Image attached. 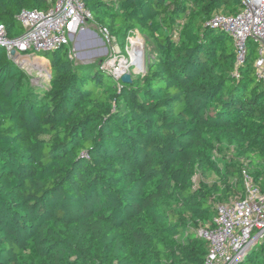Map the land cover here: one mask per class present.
Wrapping results in <instances>:
<instances>
[{
    "label": "trees",
    "instance_id": "trees-1",
    "mask_svg": "<svg viewBox=\"0 0 264 264\" xmlns=\"http://www.w3.org/2000/svg\"><path fill=\"white\" fill-rule=\"evenodd\" d=\"M83 1L120 50L147 39L145 72L122 84L66 45L34 52L50 76L32 87L0 46V264H204L197 232L242 195V169L264 185L256 44L236 78L233 39L210 25L241 2ZM53 3L0 0V26L18 37L22 10ZM238 264H264V239Z\"/></svg>",
    "mask_w": 264,
    "mask_h": 264
},
{
    "label": "built area",
    "instance_id": "built-area-1",
    "mask_svg": "<svg viewBox=\"0 0 264 264\" xmlns=\"http://www.w3.org/2000/svg\"><path fill=\"white\" fill-rule=\"evenodd\" d=\"M237 15L217 14L210 25L228 33L236 49L234 76L239 78V69L244 65L249 40L256 44L254 70L257 80L264 88V0H240ZM91 14L83 0H54L45 11L22 10L18 22L23 33L10 38L0 26V46L8 55L15 50L17 58L29 52H52L68 45L79 35ZM102 33L109 37L106 29ZM124 50L116 47L114 57L102 63V69L116 81L142 66L145 41L135 30L127 36ZM122 63L125 69L122 70ZM196 178L194 179L195 182ZM242 195L216 205L213 224L201 228L197 236L208 246L204 264H238L246 253L264 239V185L257 183L247 170L241 171Z\"/></svg>",
    "mask_w": 264,
    "mask_h": 264
},
{
    "label": "rangeland",
    "instance_id": "rangeland-1",
    "mask_svg": "<svg viewBox=\"0 0 264 264\" xmlns=\"http://www.w3.org/2000/svg\"><path fill=\"white\" fill-rule=\"evenodd\" d=\"M213 17L214 15L212 16V18ZM102 29L103 28H101L95 22H86L79 35L74 38L73 42L71 41L68 44V48L70 49V59L74 61V63H76L77 65L88 64L95 62L96 60L105 61L106 59H111L114 57V51L116 47L120 48V45L110 34L109 37H106L102 33ZM15 32L17 33L18 31ZM144 40L145 42H147V39ZM122 46H127L126 40ZM86 55L92 56L93 59H80V57H85ZM12 59L15 64H17L28 74L29 83L32 87L47 88L50 76L49 59H47L46 62H43L41 61L40 56L37 57L34 55V53L30 52L26 56H23V58L14 57ZM129 72L132 73L131 77H139L143 75L145 72V57L140 69H130ZM213 153L216 158L223 156V153L233 156L234 148L229 147L225 144H220L217 145V149Z\"/></svg>",
    "mask_w": 264,
    "mask_h": 264
},
{
    "label": "water",
    "instance_id": "water-1",
    "mask_svg": "<svg viewBox=\"0 0 264 264\" xmlns=\"http://www.w3.org/2000/svg\"><path fill=\"white\" fill-rule=\"evenodd\" d=\"M80 55V54H79ZM17 56V53L15 50L10 51L9 57L14 58ZM121 82L122 84H130L132 82L131 74L125 73L121 76Z\"/></svg>",
    "mask_w": 264,
    "mask_h": 264
},
{
    "label": "bare ground",
    "instance_id": "bare-ground-1",
    "mask_svg": "<svg viewBox=\"0 0 264 264\" xmlns=\"http://www.w3.org/2000/svg\"><path fill=\"white\" fill-rule=\"evenodd\" d=\"M88 58H89V59H88ZM91 58L93 59V57L90 56V55H89V56L86 55L85 57H80L81 60H83V59H85V60H87V59L90 60ZM125 66H126V65H125L124 63H122V70L125 69ZM134 68H138V69H140V68H141L140 63H138V65H136Z\"/></svg>",
    "mask_w": 264,
    "mask_h": 264
}]
</instances>
